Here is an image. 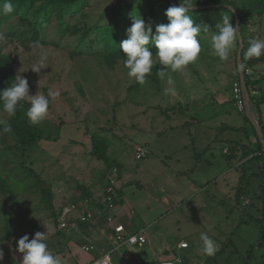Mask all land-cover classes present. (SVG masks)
Listing matches in <instances>:
<instances>
[{"label":"rangeland","instance_id":"1","mask_svg":"<svg viewBox=\"0 0 264 264\" xmlns=\"http://www.w3.org/2000/svg\"><path fill=\"white\" fill-rule=\"evenodd\" d=\"M45 1L31 0L27 6L20 5L17 11L0 16V33L3 34L0 49L11 55L15 74L19 73L27 78L30 94L39 92L47 95L49 89L60 93L57 98L50 100L47 118L36 125L44 130L42 141L25 154L15 147L17 137L13 130L3 133L0 129V249L3 251L9 250L12 245L18 246V240L26 234L29 238L34 237L35 229H43L47 225L51 230L56 224V217L52 216L41 190L35 186L36 174L42 177L45 185L51 187L52 197L55 193L57 206H54L59 210L57 207L62 203L59 198L79 203L84 198L83 192L78 189L81 184L95 181L98 174H106L108 167L117 163L111 159L103 161L92 154V135L107 138L113 147L118 144L128 145L130 156L125 158L132 167L145 162V159L135 157L132 145L138 141V136L132 123L135 122L141 103L157 102L158 91L162 90L163 85L166 87L165 81L159 78V82H156L152 76H148L144 85L138 84L134 78L128 77L125 60L118 59L114 65L109 64L101 54V46L90 50L87 43L89 41H86L81 48H75L74 45L80 40L78 34L69 32L64 40H60L56 16L42 9ZM161 4V14L166 16V10L170 6L164 1ZM217 6L220 4L204 6L208 10L202 13V23L203 26H208L209 31L200 33L201 53L198 59L190 63L183 74L171 75L176 82V90L186 96L185 102L194 103L191 105L194 107L192 114L198 108L196 103L200 105L207 100L215 102L216 96V101L222 102L226 95L225 101L228 100V103L225 107L219 104L222 107L218 108L231 111V118L243 123L246 108L243 113L234 108L236 100L232 91L237 80L235 57L238 52L235 48L228 61H221L212 54V31H215L223 14L229 15L232 23L234 19L226 10L212 9ZM75 9L67 16L69 27L84 28L98 22L99 25L122 23L123 28L128 29L134 22V16L144 19L149 12V6L141 0L124 2L122 5L117 0H85ZM166 19L168 23L167 16ZM249 25L250 41L264 38V15L252 17ZM42 51H47L49 65L37 73L31 68L38 64ZM251 59L259 60L254 65L247 66L250 74L260 80L257 86L259 95L264 92V55ZM154 65L158 66V73V61ZM204 95L205 97L200 98ZM170 97L173 102L177 100ZM167 99L169 101V96ZM174 106L178 109L184 104L179 102ZM6 115L3 111L1 116ZM243 132L244 130H240V135ZM220 154L218 149L217 164L224 166L226 161L222 158L225 157ZM151 155L148 152L146 159ZM125 165L127 167L128 164ZM202 167V174L209 178L213 174V168H204V164ZM32 169L35 174L31 172ZM219 173L218 169L215 175ZM209 184L208 188L213 182ZM52 200L54 203L53 198ZM248 212L254 215L256 210L250 207ZM246 218L250 225L246 234L251 237L255 233L257 239L260 224L256 220L251 221L248 215ZM243 228L241 226V232Z\"/></svg>","mask_w":264,"mask_h":264},{"label":"crops","instance_id":"2","mask_svg":"<svg viewBox=\"0 0 264 264\" xmlns=\"http://www.w3.org/2000/svg\"><path fill=\"white\" fill-rule=\"evenodd\" d=\"M164 86L158 91L157 102L141 103L132 123L138 136L132 145L135 157L137 146H143L152 155L139 159H145L141 166L132 167L125 158L130 156L128 145L109 144L107 150L109 160L117 162L114 165L120 168L117 219L127 233L145 232L147 242L134 250L126 244L113 248L114 233L102 217L89 222L75 220L67 230L59 229L57 222L51 230L47 225L35 229L47 232V245L62 264H91L109 250L112 264H160L164 259H179L180 264H264V152L259 133L254 132L259 119L264 123V104L259 112L250 102V115L246 105L249 120L244 118L243 123L233 120L231 111L220 109L219 104L228 103L226 95L222 97L225 103L216 101L217 96L215 102L196 103L194 115V103L185 102L186 96L178 90L173 102L172 97L164 94ZM179 102L184 106L177 109L174 105ZM234 108L238 110L236 105ZM240 130H244L243 135ZM218 149L225 157L224 166L217 164ZM202 164L204 168H213L209 178L202 174ZM218 169L220 173L215 175ZM209 182H213L210 188ZM83 186L90 194L84 199H91L95 205L100 203L105 174H98L95 181ZM53 199L56 205L55 193ZM247 199L249 202L245 203ZM59 201V210L72 203L64 197ZM250 207L256 210V216L250 215ZM79 208L73 210L74 216L88 207ZM247 215L260 224L257 239L255 233L250 237L245 232L250 227ZM201 233H207L216 242L218 251L214 256L201 252ZM184 241L188 245L182 247ZM88 243L96 249L83 250L82 245ZM17 247L12 245L3 251L0 264H20L23 254Z\"/></svg>","mask_w":264,"mask_h":264},{"label":"clouds","instance_id":"3","mask_svg":"<svg viewBox=\"0 0 264 264\" xmlns=\"http://www.w3.org/2000/svg\"><path fill=\"white\" fill-rule=\"evenodd\" d=\"M195 4L194 0H180L178 6L175 4L170 6L165 13L169 22L157 25L155 34L151 22L146 24L143 18L133 17L134 22L127 29L128 38L119 45L126 57L124 66L128 69V77L144 85L151 75L154 63L158 61L160 68L157 75L166 83L164 94L176 95V82L171 73L183 74L185 68L198 59L201 53L200 33L209 31L208 26L202 27L189 15ZM13 12L14 5L11 0H0V16H7ZM240 37L241 32L233 25L232 18L223 14L222 20L216 25L215 31H212L210 38L212 54L221 61H228ZM2 38L3 34L0 33V39ZM150 44L157 48L155 55L150 50ZM262 55H264V38L251 40L245 59L260 58ZM47 59V51H42L38 64L31 69L40 73L49 65ZM245 70L246 66L241 61L236 71L242 74ZM59 95V91L51 89L48 90L47 95L39 92L30 94L27 78L18 73L10 86L0 89V104L3 111L12 117L26 101L30 105L26 112L28 122L30 125H38L47 118L50 100ZM0 126L3 133L12 131L11 125L4 120H0ZM46 240L47 232L39 231L31 240L27 234L21 237L16 249L23 254L20 264H62L59 256L49 249ZM200 240L201 252L207 256H214L218 251L216 242L207 233H201ZM3 258V250L0 249V261ZM176 264H180L179 259Z\"/></svg>","mask_w":264,"mask_h":264},{"label":"trees","instance_id":"4","mask_svg":"<svg viewBox=\"0 0 264 264\" xmlns=\"http://www.w3.org/2000/svg\"><path fill=\"white\" fill-rule=\"evenodd\" d=\"M31 0H11L14 5V11H17L20 5L27 6ZM85 0H46L44 2L43 10L46 12L53 13L58 20V34L60 35V40H64L69 32L73 35H79V41L77 45L75 44V48L79 49L84 45V42L88 43V48L94 49L96 47L99 48L101 46L100 51L101 54L107 59V62L111 65L118 59H126L123 54L122 49L119 47L120 43L127 39V28H123L122 23H105L99 25V23H95L90 26H85L84 28L72 26L69 27L67 23V16L74 12L77 5L83 3ZM134 0H117L118 4L122 5V3L131 2ZM145 5L149 6L148 15L144 18L146 24L151 22L153 28V34H155L156 26L160 24H167L166 16L161 14V2L167 3L169 6L172 5H179L180 0H141ZM174 1V2H173ZM196 2L194 8L192 9L189 15L192 16L196 23H200L203 27V17L202 13L208 9H205L204 6L210 4H220L218 7H213L212 9L217 10H226L231 13L233 19V25H236L235 14L233 12L234 8L240 17L239 29L242 33V37L244 40V48L242 52V62L247 67L248 65H254L255 63L259 62L258 59L251 61L250 59H245V55L247 52L248 47L250 46V29H249V22L254 16H262L264 15V0H203L201 2ZM202 32V31H201ZM91 37V39H90ZM58 44V43H57ZM240 42L239 39L236 44V52H238ZM150 50L153 53H156L157 48L155 45L150 44ZM237 60V55H236ZM13 60L11 55L3 53L0 49V89H3L10 86L12 81L14 80L16 74L13 68ZM158 66L154 65L152 68L151 75L152 78L159 82V77L157 75ZM245 75L246 85L250 92V102L253 106H255L259 112H261V105L264 104V92L262 94H253L252 88L255 85L260 83V80H257L251 74ZM29 104L25 101L23 102V107L17 109L15 116L9 117L8 114L6 117H2V104H0V120L6 121V123L11 125V128L14 134L17 137V143L15 147L22 153L25 154L31 147L38 145L43 137H44V130L41 127L36 125H30L28 122V118L26 115L27 109ZM245 119L248 121L249 116L245 113ZM259 126L261 131L264 132V123L262 119H259ZM2 129V126H0ZM255 134L258 135V132L254 130ZM93 141V149L92 154L97 156L99 159L108 162L109 159L107 156V150L109 147V141L107 138H101L97 134L92 135ZM260 148L262 147L261 142H259ZM111 166V165H110ZM32 173L35 174V170H31ZM37 181L35 182V186L41 190L43 200L45 205L52 211V216L56 217V208L54 206L52 200V189L50 186L45 185L42 180V177L37 175ZM3 185L5 186V181L1 180ZM8 189V187H7ZM81 190L83 192V196L86 197L88 194V190L85 186H81Z\"/></svg>","mask_w":264,"mask_h":264},{"label":"built area","instance_id":"5","mask_svg":"<svg viewBox=\"0 0 264 264\" xmlns=\"http://www.w3.org/2000/svg\"><path fill=\"white\" fill-rule=\"evenodd\" d=\"M246 74H250L251 71L249 67H246ZM257 86L252 88V93L257 94ZM233 96L236 100L235 104L240 112H244L246 108V100L244 91L241 85L240 78L234 82L233 85ZM260 142L262 144V149L264 152V132L259 135ZM147 155V151L143 146L136 147V157L138 159L144 158ZM120 174V168L118 165H111L106 170L105 174V186L103 190V199L96 205L89 198H83L79 203H72L71 205L65 206L62 210H59L56 217L57 226L59 229L67 230L70 225L74 223L75 220H80L81 222H89L91 220H96L97 218H104L109 225L111 231H113L114 247L119 248L121 245L126 244L132 250L144 245L147 242V236L145 232L137 233H127L125 225L117 219L115 207L119 201V191H118V177ZM249 199L245 200L248 203ZM83 205L88 208H84L76 216L73 215L74 209H80ZM188 245L187 242H182L181 245ZM82 249L85 251H93L96 246L92 243L83 244ZM178 259H164L160 264H176ZM180 261V260H179ZM69 264H77L75 262H70ZM91 264H112V250L102 253L100 256L96 257Z\"/></svg>","mask_w":264,"mask_h":264},{"label":"water","instance_id":"6","mask_svg":"<svg viewBox=\"0 0 264 264\" xmlns=\"http://www.w3.org/2000/svg\"><path fill=\"white\" fill-rule=\"evenodd\" d=\"M232 9H233V12L235 14L236 25L238 27V30L240 31V29H239V23H240L239 14L234 8H232ZM239 42H240V45H239L238 54H237V64H239L242 61V59H243L242 52H243V48H244V40H243V37H242V33H241V37L239 38ZM240 80H241V85H242V88H243V91H244L245 100H246V103H247L246 104L247 105V112L250 115V113H251L250 92H249L248 87L246 85L244 73H242V74L240 73ZM255 127H256L259 135L262 134L261 128H260L258 123H255Z\"/></svg>","mask_w":264,"mask_h":264}]
</instances>
